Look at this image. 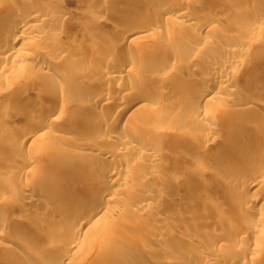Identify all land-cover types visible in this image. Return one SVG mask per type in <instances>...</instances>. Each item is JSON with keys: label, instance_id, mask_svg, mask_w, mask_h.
Returning a JSON list of instances; mask_svg holds the SVG:
<instances>
[{"label": "bare ground", "instance_id": "1", "mask_svg": "<svg viewBox=\"0 0 264 264\" xmlns=\"http://www.w3.org/2000/svg\"><path fill=\"white\" fill-rule=\"evenodd\" d=\"M64 1H70V4L76 6L75 8L82 1L84 6L85 2H88L101 11L102 8L106 11L108 9L110 15H118L116 17L120 16L122 19L117 23L116 20H114L115 23H106L109 25L112 35L107 43L96 41L95 36L86 32L81 34L79 30L77 31L76 26L79 23L77 22L76 25L74 23L79 15L71 8H62L60 4ZM137 2L138 0H0V17L6 21V24H0V74L17 63L23 62L22 65H19L20 71L23 73L27 70L28 74L22 79V84L40 89L38 87L40 81L47 79L40 91V99L58 101L56 104L51 103L48 108L42 111L43 113L32 117L26 128L18 129L15 137L9 141L11 146L22 150L27 142L33 143L36 149L47 148L46 150L49 151L44 154L47 162H55L57 168L65 166L68 170V172L59 171L49 176L40 175L37 178L38 183L26 184L29 193L18 194L19 200L26 203L36 201V197H44L53 206L52 214L53 211L58 215L63 214L59 219L54 221L50 219L46 223L47 226L54 228L58 236L62 235L66 238L65 244L56 246L58 264H84L92 253L104 251L114 252L116 256L113 260L103 261L104 264H127L126 257L131 258L136 254L144 256V258H139L141 262L138 264H190L189 261L193 259L194 255L199 254L194 250L192 253H188L189 255L181 256L179 253L177 255L176 252L165 248L161 254H164L167 259L164 262L161 259L160 261L154 260L147 255L157 254L159 251L149 245L148 241H160L165 237L166 232L153 234V237L145 236L141 241L134 240L130 235L131 228L138 223L128 221L125 212L132 215L134 212H145L151 208L159 209L163 206V200L176 195V189H161L156 193L135 197L131 207L126 209L110 212V207H108L111 201L117 204L122 201L121 196L114 193L109 194L108 191L111 185L127 180L126 176H123L124 173L120 174V172L132 169L131 159H139L144 156L152 159L151 157L161 150L158 144L162 137L161 131L144 130L145 122L148 119L146 115L149 112L141 111L143 108L141 101L144 100L146 91L151 88L152 80L156 79L154 76L156 74H151L153 57L160 53L163 55L166 45L172 38V36H164L165 42L162 43V40L157 46L151 43L150 37L163 35L162 29L157 24L158 17L172 11L180 18L176 22V26L175 23L173 24L177 30L184 29L190 24L199 23V27L212 33L210 37L204 36L197 42L186 43L184 48L182 64L185 66L186 74L180 75L179 79L186 87L182 101L194 106L192 114H201L204 107L206 108V102H215L218 99L235 101L237 110H254V104L264 110V99L256 101V95L253 94L254 84L245 82L247 76H254L257 65L264 68V40L262 38L264 36V0H235L231 3L230 8L241 12L242 16L212 14L208 16L207 21L202 23L200 22L201 12L194 9L198 3L195 0H158L159 7L156 10L140 7ZM95 11L97 10L95 9ZM97 15L91 17V22L95 20L96 24H105V17L100 13ZM64 29L75 33V36L78 34L77 38L68 37L71 44L76 42L79 47L58 44V36L63 33ZM229 29H232L231 32L228 31ZM255 31L258 32H256V39L254 38ZM252 35L254 37H251ZM123 44H129L134 49H122L115 53V47ZM207 45L219 48L214 54L215 61L210 67L196 70L193 67L195 60L200 58L199 54ZM256 48L259 50L257 54ZM151 49L154 50L150 51ZM50 53L53 54L52 57L48 56ZM5 55L9 56L8 61L1 60ZM61 59L72 60L79 68L65 71ZM193 70L197 71V74L192 75ZM69 77L78 78L79 82L76 83V87L80 89L85 87V91L79 89L68 96L58 94L54 90L55 84ZM240 77L245 82V91L249 90L242 94L240 98L242 101L237 97L240 95H236V90L234 91L232 88L237 86ZM106 83L114 85V92L100 88L99 93L96 91L94 93L95 89L93 90L92 86ZM192 84L198 86V90H200L198 94ZM100 100H103L105 110L99 115L95 109L99 102L102 103ZM43 104L38 103L37 106L42 105L41 107H43ZM233 110L229 109V112L231 113ZM230 113L227 114L230 115ZM48 121L55 124L50 125ZM125 123H130V126L125 127ZM63 124L73 129L74 132L72 131L70 136L69 133L62 135L68 132L61 129ZM229 124L231 128L238 129V132H249L250 137L254 140L264 139V114L256 115L253 112L246 120L229 122ZM108 125L110 128L117 127L120 130L111 132L112 129L109 132H101L102 128L108 129ZM121 130L122 132L119 133ZM207 130L210 138L218 134V130L213 126L208 127ZM234 131L236 132V130ZM187 132H189L188 129H174L173 132L167 134V138L174 145L181 144L188 147L198 138L196 136L195 139L192 133ZM124 133L129 134V137L124 136ZM236 133H234V138H240ZM56 137L68 140L70 144H74L73 147L62 148L52 140ZM132 139L146 145L145 151L135 148L131 144L130 147L126 146ZM240 140L246 141L247 138L243 136ZM101 144L108 145L111 149L103 151L100 148ZM256 151L260 154L259 157L263 165L253 181L264 187V146H258ZM102 152L110 156L121 154L125 159L116 164H96L90 160L85 161L86 158L97 156ZM33 164H35L34 160L30 157L25 165L32 168ZM78 169L86 171L90 178L85 180L80 174L74 172ZM15 172L16 175H21L22 170H15ZM147 172L145 174L147 177L154 174L150 171ZM78 184H80L81 190L85 191L90 186L97 185L100 190L98 198H95L94 201L75 200L73 202L66 199L62 192L66 189H73ZM215 186L220 187V180L210 182L207 189ZM79 196H83V192ZM103 196L105 199H102ZM256 197L254 193L250 195V198L248 197V200H236L235 214H241L242 218L235 220L237 223L233 228L222 229L224 231L222 234L213 233L205 243H202L204 245L200 247L201 250L204 249L202 250L204 256H199L202 257L199 264H211L210 261L205 260L206 257L222 245L230 249V252L226 253L227 260L234 261L233 250L239 246L238 243L241 241L242 235L251 231H259V234L263 232L264 235V211L260 210L255 213L251 208L257 202L258 198ZM168 202L169 206V203L173 201ZM174 203L178 204L177 201ZM243 211H249V216L243 214ZM239 220L245 222H239ZM220 222L219 225H224V222ZM125 223L127 226H124ZM149 224L150 221L145 226ZM9 227L6 223L0 222V238L15 241ZM118 229L119 233L116 235L114 232ZM80 234L86 243L77 241ZM178 235L175 234L177 237ZM53 237L58 239L57 236ZM119 238L128 241L121 242L118 248L106 246L107 241L111 242ZM259 241L253 242L251 246H246L247 248L242 251V254L264 253V241L263 244ZM141 242L143 244L145 242V244L138 245ZM0 248V254L10 249L3 243L0 244ZM145 256L149 259H146ZM118 257L121 260L118 261ZM18 260L20 264H40L35 258H29L24 254L20 255ZM249 264H257L256 259Z\"/></svg>", "mask_w": 264, "mask_h": 264}, {"label": "rangeland", "instance_id": "2", "mask_svg": "<svg viewBox=\"0 0 264 264\" xmlns=\"http://www.w3.org/2000/svg\"><path fill=\"white\" fill-rule=\"evenodd\" d=\"M195 1L198 3L194 9L199 13L201 12V23L207 21L208 16L212 14L221 13L229 16H242L241 12L230 8L231 3L235 2V0ZM66 2H62L60 6L62 8H71L79 15H76L78 17L74 23V25L77 22L79 23L76 26L77 31L79 30L81 34L86 32L95 36L96 41L99 40L107 43L112 38L108 25L109 22L115 23L114 20H116L117 23V21L122 19L120 16L116 17L118 15H110L108 9L106 11V9L102 8L101 11L93 7V5L91 6L88 2H85L84 6L82 1L79 5L80 7L78 6L77 8H75L76 6L74 4H70V1ZM137 4L140 7L144 6L150 10H156L159 7L158 0H138ZM95 9L99 11L100 15L105 17V24H96L95 20L91 22V17H96L99 14ZM94 14L96 15L94 16ZM179 19L172 11L158 17L157 24L162 29L163 35L153 36L149 39L154 46H157L164 39V36H172L171 43L169 42L165 47V53L163 55L160 53V55L157 54L156 57H153L154 60L151 66L152 73H150L156 74L154 75L156 79L152 80L151 88L146 91L144 100L141 101V104H143L141 111L146 110L149 112L146 115L148 119L145 122L144 130L161 131L162 137L159 140L160 142H158L161 150L151 157L152 159H149L147 156L139 159H131L132 169L127 172H120V174H125H123L124 177L126 176L125 178L127 180L124 181L125 183L113 184L109 187L108 191L109 194L114 193L121 196L122 201L118 204L111 201L108 207H110V212L122 208L126 209L131 207L135 197H142L141 195L144 196L147 193H156L161 189H176V195L166 199L169 202H173L169 203L163 200V206L159 209L151 208L149 209L151 211L134 212L132 215L126 211L125 216H127V220L138 223L131 228L130 235L133 236L134 240L141 241L145 236L153 237V234L165 231L166 234L162 240L148 241V244L152 245L159 253L147 256H150L154 260L160 261L161 259L164 262L167 258L161 252L165 248L176 252L177 255L179 253L181 256H186V254H190L195 250L194 252H198L199 254L196 253L189 263L199 264L202 260V257L199 256H204V251H202L204 249L201 250V247L204 245L202 243H205L207 238L213 233L217 234L218 232L222 234L224 232L222 229H226L227 227L233 228L236 225L235 223H237L235 220L241 217V214H235L236 200H248L250 195L255 193L258 199L251 207L252 211L255 213L260 210L264 211V187L254 182L255 177L259 174L258 172L263 165L259 157L260 154L256 150L258 146H264V139L260 141L254 140L250 137L251 134L249 132H238V129L235 127L231 128L229 124V122L233 123L246 120L253 112L256 115L264 114V110L256 104H254V110H237L235 101L231 102L218 99L215 102H206V108L204 107V110H202L204 114H192L194 106L185 104L182 101L186 87L182 85V81L179 79L180 75L186 74L185 66L182 64L185 54L184 48L186 43L197 42L201 37H210L212 33L205 28L199 27V23L196 25L195 23L190 24L184 29L182 28L180 30L179 28L177 30V27H173V24L175 23L174 25L176 26V22ZM5 22L0 17V24H6ZM231 30L229 29L228 31L231 32ZM256 32H254L255 37L254 35L251 37L256 39ZM68 36L78 37V34L75 36V33L73 34V32L64 29L63 33L58 36V44L63 46L74 45L75 47L77 43L71 44ZM262 38L264 40V36ZM164 42L163 40L162 43ZM77 46L79 47V45ZM122 49L132 50L134 47L129 44H123L115 47L114 52L117 53ZM153 50L151 49L150 51ZM218 50L219 48L217 46L211 47L207 45L199 54L200 58L195 60L193 67L196 70H201L203 67L212 66V62L215 61L214 54ZM255 51H258L256 54L259 53L257 48ZM48 56L52 57L53 54L50 53ZM1 60L8 61L9 56L5 55ZM61 61L65 67V71L79 68L72 60L61 59ZM22 64L23 62L17 63L15 66L10 67L9 70L3 71L0 74V222H4L10 226V233H13L15 239V241H12L8 240V238H0V244L3 243L10 247L9 250L0 254V264H20L18 257L22 254L29 258H35L40 264H58L59 258L56 246L65 244L66 238L62 235L58 236L54 228L47 226L46 223L50 219L52 221L59 219L63 214L58 215L55 211L52 214L53 206L44 197L35 196L36 201L26 203L19 200L18 194L29 193V189H26L27 185L30 183H38L37 178L40 175L49 176L59 171L68 172V170L65 166L57 168L55 162H47L46 158H44V154L49 151L46 150L47 148L36 149L33 143L27 142V147L24 145L22 150L11 146L9 143L15 137L18 129L26 128L32 117L43 113L42 111L48 108L51 103L56 104L58 101L40 99V91L43 88V84L47 82V79L40 81V84H38L40 89L31 88L26 84H22V79L27 77L28 74L27 70L23 73L20 71L19 65ZM255 70L254 76H247L245 82L254 84L252 88L253 94L256 95V101H259L264 99V68L263 66L257 65ZM191 74L195 75L197 71L193 70ZM78 80L76 77L64 78L55 84L54 90L60 95L68 96L70 93L79 91L80 88L76 87V83L79 82ZM243 82V78L240 77L237 86H234L235 88L232 87L234 91L236 90L238 92L237 94L235 91L236 95H240L237 96L239 99L242 97V94H245L247 91L249 92V90L245 91L246 85ZM106 84H104L105 86L103 84L95 85L96 87L92 86V89H95L94 93L95 91L99 93V90L103 88L114 92V85ZM192 87L198 94L200 91L198 90V86L192 84ZM84 89L85 87L80 90L84 92ZM237 97L235 96V98ZM100 101L102 103L99 102L95 109L99 115L105 110L103 100ZM37 102L41 104L44 102L43 107H41L42 105L40 106L41 108L38 107L40 104L37 106ZM229 109L234 110L230 113ZM227 113H230V115ZM48 124L54 125L55 123L48 121ZM125 124V127L127 125L130 126V123ZM211 126L218 130V134L213 138L209 137L207 130ZM107 127L108 129L102 128L101 132H109L112 129L111 132L120 130L117 127L110 128L109 125ZM181 128L188 129L194 135V138L197 136L196 138L198 140L195 138L196 142L190 144L188 147L171 143L167 138V134L171 131L173 132L174 129L178 130ZM61 129H65L64 132L68 131L66 132L67 134L60 132L62 135H68L69 133L70 136V133L73 131L72 128L71 130L65 124L62 125ZM234 130H236L240 138L244 136L247 140L243 141L240 138H234V133H236ZM121 132L122 130L119 133ZM128 135L124 133V136L129 137ZM52 140L64 149H69L74 145L62 137H56ZM130 144L135 148L145 151L146 145L144 146L143 143L136 139L130 140L126 146L130 147ZM100 148L103 151H109L111 149L110 146L105 144H101ZM30 157H32L35 163L32 168L29 165H25ZM124 159V156L121 154L110 156L102 152L101 154H97V156L86 158L85 161L90 160L96 164H116ZM15 170H22L21 175H16ZM147 171L154 174L147 177L145 175L148 173ZM74 172L80 174L85 180L90 178L86 174V171L78 169V171L74 170ZM214 180H220V187H208L207 189L208 184ZM79 185H75L73 189H66L62 192L64 193V197L71 202L75 200L94 201L95 198H98L100 190L97 185L90 186L86 191L81 190ZM82 192L83 196H79ZM102 199H105V196ZM176 201L178 204L174 203ZM167 202L170 204L169 206ZM48 209L50 212H48ZM248 212L243 211V214L249 216ZM148 221H150V224L145 226ZM219 222H224V225H219ZM239 222L245 221L239 220ZM127 223L124 226H127ZM255 232L251 231L242 235L241 241L238 243L239 246L233 250L234 261L227 260L226 253L230 252V249L224 247V245L218 247L211 254H208L205 260L207 262L210 261L211 264H249V262L256 259L257 264H264L263 252L242 254V251L247 248L246 246H251L253 242L259 240L261 242L263 239V232H260V234L259 231L256 232L257 234ZM114 233L118 235L119 229L115 230ZM175 234H179L178 237ZM53 236H57L58 239ZM83 239L84 237L81 234L78 235L77 241L86 243ZM125 240L124 238H119L111 242L109 240L106 246L118 248L120 243ZM263 241L261 244H263ZM141 244L143 242L138 245ZM119 257L117 258L118 261L121 258ZM140 257L137 254L136 256L132 255L131 258L126 257L127 264H138L141 262ZM115 258L114 252L104 251L101 253H92L91 257L84 264H104L105 262L103 261L113 260ZM141 258H144V256ZM146 259L149 258L147 257Z\"/></svg>", "mask_w": 264, "mask_h": 264}]
</instances>
